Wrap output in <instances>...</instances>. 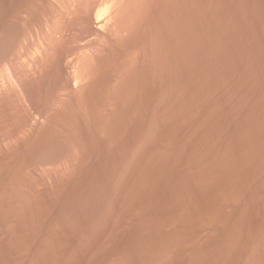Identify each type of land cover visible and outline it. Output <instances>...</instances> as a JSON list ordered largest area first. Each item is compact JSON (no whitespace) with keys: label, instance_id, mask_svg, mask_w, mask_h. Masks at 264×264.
<instances>
[{"label":"rangeland","instance_id":"374dc122","mask_svg":"<svg viewBox=\"0 0 264 264\" xmlns=\"http://www.w3.org/2000/svg\"><path fill=\"white\" fill-rule=\"evenodd\" d=\"M176 1L174 46L160 29L155 64L125 72L124 88L76 95L85 104L49 67L59 54L68 72L85 32L46 62L68 103L47 105L57 89L38 82L24 101L0 69V264H264V0H189L188 13ZM27 49L7 59L25 60L23 74Z\"/></svg>","mask_w":264,"mask_h":264},{"label":"bare ground","instance_id":"6f19581e","mask_svg":"<svg viewBox=\"0 0 264 264\" xmlns=\"http://www.w3.org/2000/svg\"><path fill=\"white\" fill-rule=\"evenodd\" d=\"M16 0H0V63L3 65L1 66V70L3 69L2 67H4L3 69V73H5V78L7 77L10 82H8L9 80L7 79V82L11 85V87H14L13 89H16V93L18 94H25V96H21L22 100L25 101V99L29 98L28 96H31L29 95L31 92H33L34 88H35V84L37 83L36 85V88L39 89L40 91L42 90H46L48 89V86H51L49 88H51L50 90L52 91L55 90L56 86L58 84V86L60 87H65L64 90L66 91L65 93V97L66 96H72L71 98L69 97H66L68 99H74L76 97L79 98V96H76L80 93H85V92H89L91 91L90 89H94V86L97 84L101 87L109 90V88H113L116 87L115 89H118V87H126L125 86V77L128 78V76H125V72L127 73L128 70H130L131 68L135 67L134 70L136 69H139L142 67V65L145 67L146 66V62H148V66L150 64L154 65L156 61L155 60V56H156V53L158 50V44L159 43V40L157 38H160V36L162 35H159L160 33L164 32V35L166 37V41H168L166 47L167 49L169 50L170 46L173 45L171 44L172 42V37H173V30H174V25H175V11H177L178 9V6H176V3H174V1L176 0H23V2H20L22 5L20 7V10L17 9L18 13L16 15V17L12 18V15L13 14H16L15 11H16V8H15V5L17 4V6L19 7V2L17 0V2H15ZM22 1V0H21ZM184 2V0H180L179 2ZM188 1L189 0H185L184 6L181 5V8L184 7L183 10L186 11L187 9V12L188 13V10L190 8H188ZM177 2V1H176ZM15 4V5H14ZM13 5V6H12ZM191 4H189V7H190ZM12 6V7H11ZM176 6V8H175ZM14 8L12 9L13 10V14L11 15V18L10 16L8 15L11 14L10 12L11 11L9 10V8ZM8 10H7V9ZM179 10V9H178ZM9 11V12H8ZM184 12V11H183ZM181 12V13H183ZM185 13V12H184ZM190 13V11H189ZM185 15V14H183ZM14 16V15H13ZM187 16V14H186ZM185 16V17H186ZM18 17V19H17ZM144 17H148L150 18L148 22L145 23V19ZM184 17V16H183ZM188 17V16H187ZM182 18V17H181ZM180 18V19H181ZM186 19L187 18H184V21L186 22ZM189 19V18H188ZM177 20V19H176ZM183 21V22H184ZM18 22V23H17ZM19 23L21 24L20 27L22 28V25L23 27L25 26L24 24L26 23V26L28 27L29 29V26H30V30H32L33 32L30 34V33H27L29 34L28 37H25L26 35H22V33L20 34L19 33V30L18 29H21L19 26ZM147 23L149 25H147ZM187 23V22H186ZM184 23V24H186ZM147 26H146V25ZM188 24V23H187ZM190 25V24H189ZM27 27L25 28V32L27 30ZM162 27V28H161ZM23 28V29H24ZM162 29V30H160ZM185 29V28H184ZM18 30V31H17ZM21 31V30H20ZM28 31V30H27ZM160 31V32H159ZM162 31V32H161ZM18 32V33H17ZM23 32V30H22ZM30 32V31H29ZM81 34V33H86L89 37V39H87V41L85 42L84 40V34H82L81 36H83V42L84 44H82L81 42L78 43L79 46H77V41L78 38L80 37H77V39L75 38L74 39V34ZM81 32V33H80ZM24 33V32H23ZM148 35H145L144 37V34H147ZM20 34L21 35V39H19L20 37H17V36H20L18 35ZM26 34V33H25ZM74 36H73V35ZM78 34V35H79ZM176 34V32H175ZM72 35V41L76 40V44L74 45L72 41H66L67 44H69L70 42H72L71 44H69L70 46L71 45H74V46H77L75 49V51L73 53L72 50H74L73 48L69 47L67 44H62L61 45V41L63 40L62 43H66L64 42V40H66L65 37H70ZM77 35V36H78ZM159 36V37H158ZM22 37L23 39H25L26 41V38H27V41L29 40L30 41V44L31 45L30 47L27 46V48L29 49H32L31 51V55L32 57H29V58H32L31 59V66H30V63H29V66L30 68L27 69V73H21L20 70H18L19 66H17L19 64L20 61H18L17 63V67L14 66L16 64V62L14 64H12L10 61H8L7 59L12 56V54L14 53V48L15 47H19V50L24 47L25 48V42L23 44V42L21 41L22 40ZM76 37V36H75ZM148 37V38H146ZM163 37V36H162ZM64 38V39H62ZM87 38V37H86ZM145 38L147 39V41H145ZM164 38V37H163ZM168 38V40H167ZM20 40V45L17 44V40ZM177 39V38H175ZM16 41V46H15V41ZM158 40V42H157ZM163 40V39H162ZM29 41L26 43L28 44ZM190 41V40H189ZM69 42V43H68ZM187 42V41H186ZM13 43H14V46H13ZM162 43V42H161ZM185 43V42H184ZM23 44V45H22ZM82 44V45H81ZM64 46H67V47H63ZM187 45V43H186ZM12 46L11 50H10V47ZM60 46L62 47V53L63 52H66L64 53L65 54H68L69 53V50L71 51L70 53L73 54L71 55V60L68 59V58H64L65 61H67V63H69V71L67 72V70H65V63H63L64 66H60L59 64L57 66H59L60 68H58V70H56L57 68H55L56 66L54 65L55 62H56V59H55V56L58 57L60 53V56L61 55V48ZM73 46V47H74ZM174 46V45H173ZM172 46V47H173ZM14 47V48H13ZM186 47V46H185ZM26 48V49H27ZM66 48H70L68 49L67 51H65ZM189 48V47H188ZM13 49V51H12ZM18 49V48H15V50ZM25 51L27 52L28 49ZM64 49V50H63ZM72 49V50H71ZM9 50V52H8ZM22 53L25 54L23 52V48L21 49ZM164 50V49H162ZM166 50V49H165ZM13 52L10 54V52ZM29 51V53H30ZM17 52V51H16ZM19 52V51H18ZM17 52V53H18ZM21 52H19V54H17L18 56L22 55L20 54ZM57 53L58 55H55L54 57L51 56V54L49 53ZM162 52V51H161ZM185 52V51H184ZM11 56H9V54ZM169 55L172 54V51L169 53L167 52ZM165 53V54H167ZM7 54L9 57H7ZM16 54V53H14ZM13 54V56H14ZM52 54V55H54ZM160 54V53H159ZM186 54V53H185ZM16 55V56H17ZM29 55V54H28ZM30 55V56H31ZM63 55V56H64ZM161 55V54H160ZM12 56V57H13ZM16 56H14L13 58H15ZM17 56V57H18ZM26 56V54H25ZM48 56H50V58H48ZM62 56V57H63ZM68 57V55H65V57ZM70 56V55H69ZM73 56V57H72ZM147 56H149L147 58ZM159 56V55H157ZM156 56V57H157ZM7 57V58H6ZM53 57V59L55 60V62L53 63L52 61L54 60H49ZM162 57V56H161ZM166 57V56H165ZM12 58V59H13ZM28 58V57H27ZM48 58V60H47ZM59 58V57H58ZM57 58V61L59 60H62L61 58L58 59ZM172 58V57H171ZM170 58V61L172 60ZM188 58V57H187ZM11 59V60H12ZM17 59V58H16ZM15 59V60H16ZM26 59V58H25ZM68 59V60H67ZM157 59V58H156ZM164 59V58H163ZM162 59V61H163ZM175 59V58H174ZM173 59V60H174ZM184 59V58H183ZM14 60V59H13ZM19 60V59H17ZM29 59H27L28 61ZM70 60V61H69ZM172 60V61H173ZM24 62H26L25 60H23ZM23 61L20 62L19 65L23 64L22 66L24 67H20V69H25L27 66L24 65L25 63H22ZM51 61L52 64H50L49 67H51V65H53L52 69L54 68L56 72V74L54 72H51V73H54L55 77H59L61 82L58 81L57 84L55 82V85L53 83H51L52 81H54L53 79H55V77H52V75H50L52 77V81L50 79L49 83L45 80V77L47 76L46 74L49 73V69L48 67L46 68V62L47 64H49ZM58 61V62H59ZM63 61V60H62ZM61 61V62H62ZM161 61V60H160ZM159 61V62H160ZM165 61V60H164ZM167 61V60H166ZM171 61V62H172ZM12 65H10V63ZM57 62V63H58ZM154 62V64H153ZM56 63V64H57ZM168 63V61H167ZM28 64V63H27ZM160 64V63H159ZM158 64V65H159ZM62 65V64H61ZM68 65V64H67ZM66 65V66H67ZM13 67H16L13 68ZM46 69H45V68ZM64 67V68H63ZM144 67H142L141 69H143ZM152 67H155V66H152ZM162 67V66H161ZM61 68L62 71L67 74H65L66 76H64L63 72H61ZM146 68V67H145ZM160 68V67H159ZM169 68V67H168ZM171 68V67H170ZM45 69V71L43 70ZM48 69V70H47ZM51 69V68H50ZM60 69V70H59ZM26 70V69H25ZM132 69V71H134ZM147 70V69H146ZM152 70V69H151ZM158 70V69H157ZM165 70V68H164ZM6 71V72H4ZM22 71V70H21ZM24 71V70H23ZM44 71V72H43ZM48 71V72H47ZM53 71V70H51ZM58 71V72H57ZM110 71V72H109ZM137 71V70H136ZM46 72V73H45ZM61 72L62 74H60L58 76V73ZM109 72V73H108ZM129 72V71H128ZM131 72V71H130ZM135 72V71H134ZM138 74L141 72L137 71ZM143 72V71H142ZM152 71H150L151 73ZM166 72V71H165ZM172 72V71H171ZM1 73V74H3ZM50 73V74H51ZM146 73V72H144ZM149 73V74H150ZM159 73V72H157ZM161 73V72H160ZM169 73V72H167ZM0 74V75H1ZM154 74V73H153ZM62 75L65 77L63 78ZM130 75V74H129ZM142 75V74H140ZM145 75V74H144ZM168 75V74H166ZM170 75V74H169ZM173 75V74H172ZM186 75V74H184ZM2 76V75H1ZM134 76V74H133ZM49 77V78H51ZM130 77V76H129ZM137 77V76H136ZM143 77V76H142ZM150 77V76H149ZM162 77V76H161ZM170 77V76H169ZM58 78V79H59ZM61 78L65 79V80H62ZM137 78H140L141 80V77L138 76ZM135 78V80L137 79ZM144 78V77H143ZM153 79L156 78L155 77H152ZM159 79V77H157ZM57 79V78H56ZM130 79V78H129ZM134 79V77H133ZM166 79V78H165ZM173 79V77H172ZM186 79V78H185ZM4 80V79H3ZM49 80V79H48ZM139 80V81H140ZM56 81V80H55ZM65 83V86H63L61 83ZM127 81V80H126ZM134 81V80H133ZM137 81V80H136ZM166 81V80H165ZM169 81V80H167ZM6 82V81H5ZM4 83V84H8V83ZM188 81H186L185 83H187ZM35 83V84H34ZM132 83V82H131ZM138 83V82H137ZM2 84V83H1ZM8 84V86H9ZM33 84H34V88H33ZM53 84V85H51ZM60 84V85H59ZM127 84V83H126ZM133 84V83H132ZM136 84V83H135ZM167 84V83H166ZM62 85V86H61ZM117 85V86H115ZM128 85H131V84H128ZM139 85V84H137ZM55 86V88L53 87ZM57 86V88H58ZM132 86V85H131ZM7 87V86H6ZM10 87V88H11ZM93 87V88H92ZM97 87L96 89H99L98 86H95ZM154 87V86H153ZM174 87V85H173ZM56 88V89H57ZM62 88H59V89H62ZM130 88V87H129ZM128 88V89H129ZM37 89L36 91L34 92H37ZM111 89V90H113ZM114 89V90H115ZM164 89L165 86H164ZM168 89L169 86H168ZM167 89V90H168ZM11 90V89H10ZM33 90V91H32ZM38 90V91H39ZM48 90V91H50ZM63 90V89H62ZM110 90V91H111ZM125 90V89H124ZM127 90V89H126ZM125 90V91H126ZM173 90V89H172ZM29 91V92H28ZM39 91V94L42 93ZM58 93V89L55 90V93L54 94H57ZM99 91V90H97ZM103 91V90H101ZM119 91V90H116V92ZM1 92V91H0ZM6 92L9 93L6 89ZM12 92V91H11ZM47 92V90L45 91ZM45 92H43L45 94ZM53 92V91H52ZM95 92V91H94ZM92 91V93H94ZM109 92V91H108ZM124 92V91H123ZM169 92V91H168ZM171 92V91H170ZM29 93V94H28ZM62 93L64 94V92L61 91V95ZM101 93V92H100ZM106 93V92H105ZM111 93V92H110ZM115 94V92H113ZM121 93V91H120ZM152 93H153V90H152ZM166 93V92H165ZM26 94L28 95L27 98L26 97ZM32 94V93H31ZM35 94V93H34ZM60 94V93H59ZM95 94V93H94ZM113 94V95H114ZM122 94V93H121ZM172 94V93H171ZM2 95V93H1ZM0 95V96H1ZM37 95V94H36ZM53 94H50L49 97H48V100H47V95L46 96V104H50V105H60L62 104V102L66 101L67 100L64 98L63 100V97L60 98L57 94V98H52V97H56L55 96H52ZM89 95V94H88ZM87 95V96H88ZM92 95V94H91ZM104 95V94H103ZM112 95V94H111ZM41 96V95H40ZM51 96V97H50ZM63 96V95H62ZM75 96V97H74ZM82 96V95H80ZM118 96H120L118 94ZM125 96V95H124ZM170 96V95H168ZM19 97L18 99H20V96H17ZM24 97V99H23ZM35 97V96H34ZM83 97V96H82ZM94 97V95L92 96ZM96 97V96H95ZM172 98V95L170 96ZM5 99V95L3 97ZM8 98H11V97H8ZM14 98V97H13ZM42 98L44 99V96L42 94ZM50 98V99H49ZM87 99V97H85ZM91 98V97H90ZM113 98V97H112ZM112 98L110 99V97L106 98V97H103L101 98V100L98 99L97 97V101H91L90 99L88 100L87 99V102H93L94 105L95 102L98 104V103H104L107 105V103H110V101H112ZM124 99V97H122ZM157 98V97H156ZM159 98V97H158ZM157 98V99H158ZM167 97H165L166 99ZM170 98V99H171ZM17 99V98H16ZM31 99V98H29ZM33 99V98H32ZM31 99V100H32ZM43 99H41L43 103V105L45 104V100L43 101ZM81 99V98H80ZM153 99V98H152ZM162 99V98H161ZM164 99V98H163ZM28 100V99H27ZM27 100H26V103H27ZM30 100V101H31ZM63 100V101H62ZM76 100V103H78V100L79 99H75ZM114 100V99H113ZM122 100V99H121ZM151 100V99H150ZM173 100V99H172ZM10 101V100H9ZM32 101H35V100H32ZM31 101V103H33ZM69 101V100H68ZM85 101V100H84ZM117 101V100H116ZM120 101V100H119ZM123 101V100H122ZM121 101V102H122ZM154 100H151V102H153ZM162 101V100H161ZM19 102V100H18ZM37 102V101H36ZM39 102V101H38ZM71 102V101H70ZM79 102H82L83 104H85L82 101L79 100ZM86 102V101H85ZM120 102V103H121ZM124 102V101H123ZM122 102V104H123ZM166 102V101H164ZM163 102V104H164ZM7 103V102H6ZM20 103V102H19ZM25 103V102H24ZM29 103V102H28ZM27 103V104H28ZM117 103V102H115ZM155 103H156V100H155ZM158 103V102H157ZM38 104V103H37ZM45 104V105H46ZM70 104V103H69ZM103 104V105H104ZM119 104V103H118ZM162 104V103H161ZM166 104V103H165ZM4 105V104H3ZM26 105V104H25ZM29 105V104H28ZM34 105V104H33ZM40 105V104H39ZM63 105V104H62ZM73 105V104H72ZM80 105V103L78 104ZM89 105V104H88ZM91 105H93L91 103ZM102 105V104H100ZM114 105V104H113ZM121 105V104H120ZM148 105H151L148 104ZM153 105V104H152ZM157 105V104H156ZM31 106V105H30ZM8 107V106H7ZM49 107V106H48ZM55 108V107H54ZM9 109V107H8ZM30 109V108H29ZM7 110V109H6ZM5 110V111H6ZM10 111V110H9ZM58 111V110H57ZM8 112V111H7ZM11 112V111H10ZM34 112H35V109H34ZM60 112V111H59ZM6 113V112H5ZM45 113V112H44ZM50 113H53V112H50ZM36 114V113H35ZM34 114V115H35ZM57 114V113H56ZM55 114V115H56ZM4 115V114H3ZM33 115V114H32ZM44 115V118L46 117L45 114ZM51 115V114H50ZM49 115V116H50ZM54 115V114H53ZM59 115V114H58ZM2 116V115H1ZM60 116V115H59ZM58 117V116H56ZM54 117V118H56ZM10 117H8L9 119ZM36 118V117H35ZM7 119V118H6ZM42 119V118H40ZM48 119V118H47ZM52 119V118H51ZM57 119V118H56ZM34 120V119H33ZM43 120V119H42ZM46 120V119H45ZM44 120V121H45ZM47 121V120H46ZM50 121V120H49ZM54 121V120H53ZM34 122V121H33ZM36 122V121H35ZM40 122V121H39ZM48 122V121H47ZM56 122V121H55ZM8 123V122H7ZM41 123V122H40ZM36 124V123H35ZM49 124V122H48ZM56 124V123H55ZM37 125V124H36ZM42 125V124H41ZM38 126V125H37ZM47 126V125H46ZM51 126V124H50ZM53 126V124H52ZM56 126V125H55ZM9 127V126H8ZM108 127V126H107ZM6 128V127H5ZM57 127H55L56 129ZM36 129V128H35ZM38 129V128H37ZM50 130L52 128H49ZM54 129V128H53ZM60 129V128H59ZM34 130V129H33ZM10 131V130H9ZM40 131V130H39ZM45 131V130H44ZM38 132V131H37ZM51 132V131H50ZM57 132V131H56ZM61 132V131H60ZM59 132V133H60ZM31 133V132H30ZM36 134V132H35ZM47 134V133H46ZM49 134V133H48ZM53 134V133H51ZM58 134V133H57ZM33 135V134H32ZM56 135V134H55ZM53 135V136H55ZM36 136V135H35ZM40 136V135H39ZM48 136V135H47ZM52 136V135H50ZM57 136V135H56ZM38 137V136H36ZM45 137V136H44ZM22 138V137H21ZM27 138V137H26ZM29 138V137H28ZM2 139V138H1ZM3 139H4V136H3ZM20 139V138H19ZM32 139V138H30ZM34 139V138H33ZM42 139V138H41ZM55 139V137H54ZM52 140V139H51ZM36 141V140H34ZM38 141V140H37ZM1 142V141H0ZM6 142V141H5ZM33 142V141H32ZM39 142V141H38ZM37 142V143H38ZM53 142V141H52ZM59 142V141H58ZM61 142V141H60ZM3 143V142H2ZM23 143H26V142H23ZM22 143V144H23ZM41 143V141H40ZM7 145V143H6ZM4 145V146H6ZM51 145V144H50ZM55 145V144H54ZM41 146V145H40ZM43 146V145H42ZM49 147V145H47ZM27 147V146H26ZM31 147L34 148V146H32L31 144ZM30 147V148H31ZM52 147V146H51ZM55 147V146H54ZM59 147V146H58ZM25 148V147H24ZM23 148V151H25ZM36 148V146H35ZM46 149L44 150H48L47 147H45ZM56 148V147H55ZM61 148V147H60ZM41 149V148H40ZM53 149V148H52ZM51 149V150H52ZM59 149V148H58ZM8 150V149H6ZM31 150V149H30ZM44 150H40V151H43ZM55 150V149H54ZM28 151V150H27ZM32 151V150H31ZM36 151V149L34 150ZM33 151V152H34ZM20 152V151H19ZM38 152V151H37ZM48 152V151H46ZM50 152V151H49ZM61 152V151H59ZM24 153H27V152H24ZM29 154V153H28ZM36 154V153H35ZM51 154V153H50ZM27 155V154H26ZM48 156V155H47ZM42 157V155H41ZM16 166V165H15ZM21 166V164H20ZM11 168V167H10Z\"/></svg>","mask_w":264,"mask_h":264}]
</instances>
